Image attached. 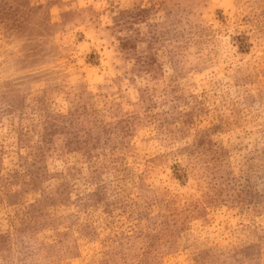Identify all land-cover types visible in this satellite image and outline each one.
Instances as JSON below:
<instances>
[{
  "label": "rangeland",
  "instance_id": "obj_1",
  "mask_svg": "<svg viewBox=\"0 0 264 264\" xmlns=\"http://www.w3.org/2000/svg\"><path fill=\"white\" fill-rule=\"evenodd\" d=\"M0 264H264V0H0Z\"/></svg>",
  "mask_w": 264,
  "mask_h": 264
}]
</instances>
